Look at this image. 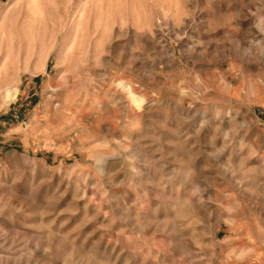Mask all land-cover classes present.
<instances>
[{
	"label": "rangeland",
	"instance_id": "obj_1",
	"mask_svg": "<svg viewBox=\"0 0 264 264\" xmlns=\"http://www.w3.org/2000/svg\"><path fill=\"white\" fill-rule=\"evenodd\" d=\"M0 264H264V0H0Z\"/></svg>",
	"mask_w": 264,
	"mask_h": 264
}]
</instances>
